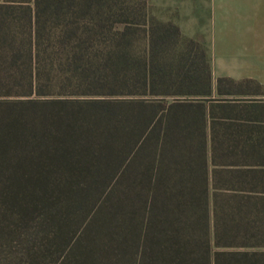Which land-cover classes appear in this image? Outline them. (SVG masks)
Returning <instances> with one entry per match:
<instances>
[{
	"label": "trees",
	"instance_id": "1",
	"mask_svg": "<svg viewBox=\"0 0 264 264\" xmlns=\"http://www.w3.org/2000/svg\"><path fill=\"white\" fill-rule=\"evenodd\" d=\"M253 87L145 0H0V264H264Z\"/></svg>",
	"mask_w": 264,
	"mask_h": 264
},
{
	"label": "crops",
	"instance_id": "2",
	"mask_svg": "<svg viewBox=\"0 0 264 264\" xmlns=\"http://www.w3.org/2000/svg\"><path fill=\"white\" fill-rule=\"evenodd\" d=\"M151 0V15L177 26L184 38L212 33L213 84L218 79L252 81L248 94L224 96L237 103H264V0ZM207 57L208 51L206 49ZM209 60V59H208ZM256 85L259 91H256ZM249 124L264 129V114Z\"/></svg>",
	"mask_w": 264,
	"mask_h": 264
},
{
	"label": "rangeland",
	"instance_id": "3",
	"mask_svg": "<svg viewBox=\"0 0 264 264\" xmlns=\"http://www.w3.org/2000/svg\"><path fill=\"white\" fill-rule=\"evenodd\" d=\"M147 3V9H148V13L151 17H153L151 15V11H150V3L151 0H145ZM186 1H191V2H195V1H199V0H186ZM211 0H204V4L205 5H209ZM242 1H247V0H242ZM155 18V17H153ZM156 19V18H155ZM194 40L200 42V44H202L203 47H205V49H207L208 51V59H209V64H210V68H212V47H213V43H212V33L211 32H205L200 34V36L194 38Z\"/></svg>",
	"mask_w": 264,
	"mask_h": 264
}]
</instances>
